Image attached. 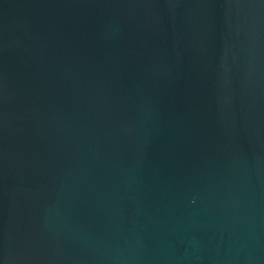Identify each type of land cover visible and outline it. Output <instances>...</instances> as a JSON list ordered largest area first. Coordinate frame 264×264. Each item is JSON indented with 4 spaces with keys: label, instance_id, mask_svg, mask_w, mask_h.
<instances>
[{
    "label": "water",
    "instance_id": "obj_1",
    "mask_svg": "<svg viewBox=\"0 0 264 264\" xmlns=\"http://www.w3.org/2000/svg\"><path fill=\"white\" fill-rule=\"evenodd\" d=\"M0 264H264V0H0Z\"/></svg>",
    "mask_w": 264,
    "mask_h": 264
}]
</instances>
